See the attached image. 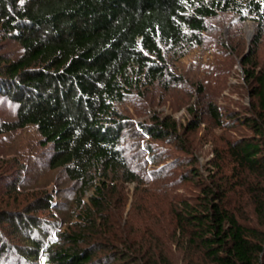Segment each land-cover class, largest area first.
Here are the masks:
<instances>
[{
  "label": "trees",
  "instance_id": "obj_1",
  "mask_svg": "<svg viewBox=\"0 0 264 264\" xmlns=\"http://www.w3.org/2000/svg\"><path fill=\"white\" fill-rule=\"evenodd\" d=\"M234 14L257 34L241 57L249 103L231 108L219 102L232 56L219 22ZM263 36L264 0H0V103L17 110L0 139L34 130L72 197L59 216L62 188L24 192L30 141L2 152L1 184L15 178L0 264L6 252L16 264H264ZM7 40L17 57L1 52ZM204 121L207 172L190 138Z\"/></svg>",
  "mask_w": 264,
  "mask_h": 264
},
{
  "label": "rangeland",
  "instance_id": "obj_2",
  "mask_svg": "<svg viewBox=\"0 0 264 264\" xmlns=\"http://www.w3.org/2000/svg\"><path fill=\"white\" fill-rule=\"evenodd\" d=\"M229 20H222V22H219L220 25L223 26L224 29V39L228 43V51L231 53L230 61L228 62V65L226 66L228 68L229 74L225 76L226 80V86L223 85L222 91H220V99L219 102L223 105L226 104L230 106L231 108H236L237 103L242 102L243 104L249 103V97L247 96V91L244 87V68L241 64V57L248 53L252 46V43L254 39L256 38L257 34V24L254 23L251 20H245L242 23H238L239 16L238 15H232L229 17ZM237 23V25H235ZM2 53H5L7 57L15 58L17 57L21 49L17 43L11 40H7L4 42L2 47ZM235 48V49H234ZM258 60L261 62L260 64L264 63V36L261 38V43L258 48ZM197 67V65H195ZM198 69V68H196ZM182 71V67L178 70V72ZM194 73V72H193ZM193 73H191L193 75ZM186 88L190 90L189 92L196 91L198 87H196L195 84H193L190 81H187L184 83ZM157 97H161L158 93ZM1 99V98H0ZM163 100V101H162ZM160 102H163V106L161 110H163L166 113L171 112V109L169 106L166 105L164 102L165 100L162 99ZM1 101V100H0ZM139 102V99H138ZM138 106V105H137ZM168 107V108H167ZM139 108V107H138ZM139 110V109H136ZM16 106L14 104H8L7 100L4 98L2 104L0 103V118L6 119V120H14L16 116ZM173 116L181 123L183 126L188 124V122L191 119V116L187 113L185 108H179L178 110H175L173 113ZM147 117H144L142 113H138V119H146ZM211 128H209L208 125H206V121L203 122V124L198 128L196 132H194L192 135H190L193 147L199 154V164L203 168L205 172L208 169V161L212 158V142H211V136L209 135L211 132ZM15 136L17 138L15 139ZM15 139V140H14ZM39 139L38 134L32 130L27 129L25 131H17L14 135L10 136L8 139L1 138L0 139V154L2 152H10V147H12V144H16L17 147L19 146V152L22 150L23 145L25 142H28L27 144L29 147V155L26 156V160L30 159L29 166L33 170L32 173L27 174L26 177L23 179L22 188L25 193L31 191L35 187H38V189H42L41 185H45L47 183V187L44 189L52 190L53 188H62V196L59 200L61 209H56L58 215H64L65 214V207H68V204H70V201L72 197L69 195L71 184H69L64 177L61 174H58L56 172H49L47 170L46 164L48 161V154L49 151L47 148H42L37 145V140ZM165 145L164 143H162ZM166 146V145H165ZM25 148V147H24ZM26 150V149H25ZM30 157V158H29ZM172 159H169L168 162H171ZM163 164L159 167L161 168ZM5 165L3 163H0V200L3 198L5 200H9L11 198V195L6 193V184L7 182H10L13 178H15V173H11L9 176V179H6L5 183L1 184L2 178H4L3 175L5 173L3 172ZM182 170V167L180 168ZM40 187V188H39ZM128 190L130 191V194L133 193L135 190V184H130L128 186ZM181 192H185L184 189L180 190ZM23 192V193H24ZM13 197V196H12ZM2 198V199H1ZM21 199H24L23 204L29 203L30 197L28 196H21ZM32 198V197H31ZM11 198L10 202L13 203L14 201ZM18 206V205H17ZM38 214L40 217L45 219L46 217H50L48 215L49 213H44L43 209H39ZM51 218V217H50ZM3 226V225H2ZM65 226H63L64 228ZM30 228V227H29ZM28 232V228L24 230ZM8 236V232H12L11 229H8L5 231ZM23 234H13L9 233V241L12 244H15L16 246L23 244L25 239L23 238ZM15 258L17 256L12 255L11 253L6 252V255L4 256V260L2 264H16Z\"/></svg>",
  "mask_w": 264,
  "mask_h": 264
}]
</instances>
